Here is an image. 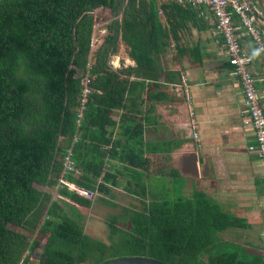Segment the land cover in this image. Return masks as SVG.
Returning a JSON list of instances; mask_svg holds the SVG:
<instances>
[{"label":"trees","instance_id":"16d2710c","mask_svg":"<svg viewBox=\"0 0 264 264\" xmlns=\"http://www.w3.org/2000/svg\"><path fill=\"white\" fill-rule=\"evenodd\" d=\"M197 8L177 0H0V264H98L134 255L259 264L223 250L215 234L227 215L200 194L143 201L121 216L123 227L110 222L108 242L84 229L90 193L111 194L108 184L117 183L107 158L146 165L142 119L125 114V143L116 142L114 110L127 106L146 77L160 76V56L172 41L174 57L181 54L180 32L203 21ZM97 9L108 16L93 50ZM120 43L134 66L110 64ZM86 72L92 91L80 112ZM69 148L78 174L63 170Z\"/></svg>","mask_w":264,"mask_h":264},{"label":"crops","instance_id":"0c3cea01","mask_svg":"<svg viewBox=\"0 0 264 264\" xmlns=\"http://www.w3.org/2000/svg\"><path fill=\"white\" fill-rule=\"evenodd\" d=\"M256 6L264 13V0H256ZM201 9L203 21H191L180 32L181 54L174 57L172 41L173 49L160 56V76L142 80L143 85L129 94L127 106L113 112L116 142L125 143V114L142 119L145 167L107 158L106 168L117 175V183L108 184L111 194L91 193L94 198L85 219L92 215L95 201L106 211L118 207L128 212L154 197L167 198L166 192L172 193L170 198L200 194L227 215L222 218L224 229L215 234L223 250L264 264V166L249 149L255 136L244 122V93L227 61L222 35L209 12ZM243 44L253 56L251 68L257 73L264 108V55L249 41ZM110 63L114 68L135 65L123 43ZM130 79L141 80L135 75ZM95 211L104 217L102 209Z\"/></svg>","mask_w":264,"mask_h":264},{"label":"built area","instance_id":"2783aa9c","mask_svg":"<svg viewBox=\"0 0 264 264\" xmlns=\"http://www.w3.org/2000/svg\"><path fill=\"white\" fill-rule=\"evenodd\" d=\"M177 1L198 8H205L211 15L216 30L222 35L227 61L244 93L247 111L244 122L252 127L255 136V142L249 146V149L256 151L264 166V108L257 87V73L251 68L253 56L243 44L244 40L249 41L255 52L264 55V20L261 18L264 13L258 11L256 0ZM159 13L162 14V11L159 10ZM93 43L94 36L92 37V46ZM89 82L90 75L89 72H86L82 78L80 112L85 107L88 95L92 91ZM191 124L194 129L197 128L195 121H192ZM194 136H197L196 132ZM63 170L64 172L80 173L72 158L71 148L67 149L63 158ZM60 181L65 182L62 177ZM69 185L74 187L71 184ZM80 191L86 192L82 189Z\"/></svg>","mask_w":264,"mask_h":264},{"label":"rangeland","instance_id":"374dc122","mask_svg":"<svg viewBox=\"0 0 264 264\" xmlns=\"http://www.w3.org/2000/svg\"><path fill=\"white\" fill-rule=\"evenodd\" d=\"M95 14L97 15V21L95 23L94 43L92 46L93 50L96 48L97 44H99V42L101 41L102 36L105 34V31H106L105 27L107 23V20L105 19V17L108 16V11L105 12L104 10L97 9L95 10ZM171 194L172 193H169V192L165 193L167 198H170ZM53 198L57 199V193L55 191L53 192ZM98 203L97 201L93 203L95 208H93L92 215H90L87 220L84 219V229H85V232L91 237L98 239V240L108 242L109 241L108 239H110L109 236H110V230H111L110 222L116 218L117 225L119 227L121 226L123 227L124 225H122V223H124V221L122 217L124 216L126 212H124L123 210H121V208H118V207H114V208L109 207L108 210L106 211L105 209L101 208V203L99 204ZM68 209L69 207L67 208V211H69ZM95 209H98V210L102 209L103 211L101 213L104 215V217L100 214L98 215ZM113 237L114 238L119 237V233L118 234L115 233Z\"/></svg>","mask_w":264,"mask_h":264},{"label":"water","instance_id":"95a60500","mask_svg":"<svg viewBox=\"0 0 264 264\" xmlns=\"http://www.w3.org/2000/svg\"><path fill=\"white\" fill-rule=\"evenodd\" d=\"M98 264H170L147 256H119Z\"/></svg>","mask_w":264,"mask_h":264}]
</instances>
